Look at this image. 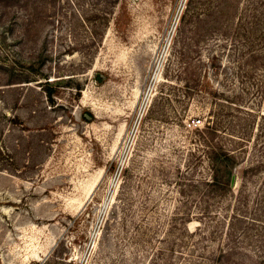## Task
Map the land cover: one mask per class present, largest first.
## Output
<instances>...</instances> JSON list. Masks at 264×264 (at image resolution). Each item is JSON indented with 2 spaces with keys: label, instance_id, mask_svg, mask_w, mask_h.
I'll return each mask as SVG.
<instances>
[{
  "label": "rangeland",
  "instance_id": "374dc122",
  "mask_svg": "<svg viewBox=\"0 0 264 264\" xmlns=\"http://www.w3.org/2000/svg\"><path fill=\"white\" fill-rule=\"evenodd\" d=\"M255 22L264 0H0V264H264Z\"/></svg>",
  "mask_w": 264,
  "mask_h": 264
},
{
  "label": "trees",
  "instance_id": "16d2710c",
  "mask_svg": "<svg viewBox=\"0 0 264 264\" xmlns=\"http://www.w3.org/2000/svg\"><path fill=\"white\" fill-rule=\"evenodd\" d=\"M255 25H256L255 27H252L251 30H249V29L244 28L245 27L244 23H242L241 25L237 24L234 30L237 33V35L241 34L240 30H244V33L242 34L243 36L242 38L247 43L245 45L249 46V54H250V57L253 59L252 62L254 61L257 62L261 57L264 63V54L261 55V53H263L261 49L264 48V24L262 26H259V24L255 22ZM241 27L244 29H242ZM253 34H256V35H253ZM261 41H263L262 45H260L261 43H258ZM245 89L246 91L249 90V85H247ZM225 101H228V100L225 99ZM223 115L224 114L221 113V116ZM221 116L218 119H214V122L210 123L209 128L212 129L210 133L214 134L216 133V131L218 132L223 127L224 119H222ZM260 118H264V114L260 115ZM245 132H242V134L244 135L243 136L240 135L239 137L243 141H248V138L246 137L247 134ZM220 150L221 151L218 153L219 159H217L218 160L217 162L220 164L218 165L220 173L216 176L215 180L216 182H219L222 185L226 184L229 187H232L235 181L236 170L239 164L234 158L235 157V155H233L234 153L230 151H225L224 149H221V148ZM254 168L255 167H250V170Z\"/></svg>",
  "mask_w": 264,
  "mask_h": 264
}]
</instances>
